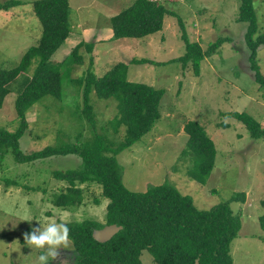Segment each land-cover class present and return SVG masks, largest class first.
<instances>
[{
  "label": "rangeland",
  "instance_id": "1",
  "mask_svg": "<svg viewBox=\"0 0 264 264\" xmlns=\"http://www.w3.org/2000/svg\"><path fill=\"white\" fill-rule=\"evenodd\" d=\"M5 1L8 0H0ZM17 1L7 10H0V69L14 67L41 35L40 22L32 10L34 0ZM131 1L70 0V34L52 59L61 61L78 40L93 43V49L88 52L83 44L78 50L82 62L62 66L60 98L46 95L28 108V126L19 140L20 149L29 153L47 145L74 142L79 133L80 141L91 137L93 128L83 113L81 77L90 65V56L96 76L123 62L129 81L164 89L158 108L160 117L152 129L117 155L123 184L131 191H144L151 185L168 183L191 196L194 205L201 209L237 195V200L230 202L241 221L238 234L230 243L233 264H264V224L260 220L264 215V138H252L241 122L223 115L230 111L247 112L264 125V89L258 87L248 66L244 41L247 23L236 19L240 0H162L181 17L188 39L197 41L203 49L219 37L230 39L200 62L198 75L190 62L183 67L181 62L171 61L185 52L175 16L165 15L162 30L154 34L112 38L110 17ZM253 3L257 31L263 32L264 0ZM132 58L160 63L130 64ZM258 62L264 73V45L258 51ZM35 65L34 60L10 84L0 108V128L14 131L18 127L14 101ZM89 104L96 131L104 132L106 127L111 140H121L124 126L115 132L107 124L117 113L116 100L98 98L92 89ZM189 120L203 126L216 148L214 167L204 184L194 177L197 159L186 146L184 125ZM80 166L81 159L74 154L26 163L16 162L10 152L5 154L0 166V264H35L44 250L27 247L23 234L39 226L38 221L46 225L84 218L104 220L108 199L96 183L81 185L83 203L72 210L56 207L50 201L67 185L55 179L52 171ZM6 178L21 186L6 185ZM240 193L244 194L243 199ZM74 259L71 244L68 249H60V257L52 262L73 264ZM140 260L141 264H156L148 250L141 252Z\"/></svg>",
  "mask_w": 264,
  "mask_h": 264
},
{
  "label": "trees",
  "instance_id": "2",
  "mask_svg": "<svg viewBox=\"0 0 264 264\" xmlns=\"http://www.w3.org/2000/svg\"><path fill=\"white\" fill-rule=\"evenodd\" d=\"M19 1L0 2V10H7ZM32 10L41 25V35L36 44L29 47L18 63L8 69H0V108L10 84L25 72L35 60L36 65L27 82L14 101L18 127L14 131L0 128V166L4 156L10 152L18 163L34 162L56 155H77L81 166L67 170H53L55 179L65 182L64 190L54 193L51 203L65 210H72L83 203L82 184L96 183L101 194L108 199L103 221L91 218L73 220L66 224L70 228V239L75 254L73 264H141L140 255L148 250L156 264H233L230 243L241 226L239 215L230 207L237 195L229 201L219 202L209 208H197L191 196L182 194L168 183L151 185L144 191H131L122 181V166L117 160L119 152L129 148L148 133L159 119V103L163 88H154L142 82L126 78L127 65L118 62L101 76L92 71L90 65L81 80L84 81L83 113L93 128L91 137L80 141L47 145L39 150L24 153L19 140L27 129L26 111L46 95L61 97V71L66 63L80 64L78 53L84 44L79 42L70 54L61 61L52 55L63 45L70 34L69 0H34ZM165 15L175 16L181 30L185 52L171 61H179L185 67L191 63L198 75L200 62L211 56L227 37H219L203 49L197 41L188 39L184 22L162 0H133V2L110 17L112 38H141L163 28ZM237 21L247 23L244 41L248 49V66L254 81L264 89V73L258 62V51L264 45V31H257L253 0H240ZM91 52L93 43H85ZM130 64H159L160 62L132 58ZM94 89L98 98H114L117 113L107 124L116 132L122 125L121 140H111L106 133L97 132L89 93ZM241 122L254 139L264 138V125L247 112L223 113ZM188 135L186 146L197 159L194 177L204 184L215 163L216 148L205 129L197 121L189 120L184 125ZM6 185L21 186L18 181L6 178ZM25 188H29L25 186ZM32 190L37 188L32 187ZM243 199L244 194H239ZM264 224V215L260 218ZM118 224L122 229L106 242H98L92 231L106 224ZM60 264V262H51ZM62 264V263H61Z\"/></svg>",
  "mask_w": 264,
  "mask_h": 264
},
{
  "label": "clouds",
  "instance_id": "3",
  "mask_svg": "<svg viewBox=\"0 0 264 264\" xmlns=\"http://www.w3.org/2000/svg\"><path fill=\"white\" fill-rule=\"evenodd\" d=\"M33 226L30 232L23 234L25 245L31 249H43L35 264H51L60 257V249H68L71 245L70 228L62 220L51 221L46 225ZM19 251V250H18ZM61 264V262H60Z\"/></svg>",
  "mask_w": 264,
  "mask_h": 264
},
{
  "label": "water",
  "instance_id": "4",
  "mask_svg": "<svg viewBox=\"0 0 264 264\" xmlns=\"http://www.w3.org/2000/svg\"><path fill=\"white\" fill-rule=\"evenodd\" d=\"M122 229L121 225L112 223L92 231V237L98 242H106ZM195 264H198L196 261Z\"/></svg>",
  "mask_w": 264,
  "mask_h": 264
},
{
  "label": "crops",
  "instance_id": "5",
  "mask_svg": "<svg viewBox=\"0 0 264 264\" xmlns=\"http://www.w3.org/2000/svg\"><path fill=\"white\" fill-rule=\"evenodd\" d=\"M131 2H132V1H131ZM131 2H130V3H131ZM130 3H129V4H130ZM69 4H70V0H69ZM129 4H128V5H129ZM76 25H78V23H77ZM111 31H112V29H111ZM78 38H80V36H78ZM109 38H110V37H109ZM79 42H81V41L78 40V43H79Z\"/></svg>",
  "mask_w": 264,
  "mask_h": 264
}]
</instances>
